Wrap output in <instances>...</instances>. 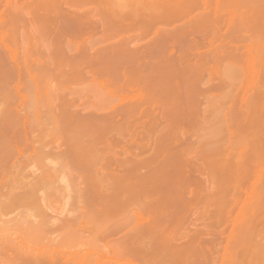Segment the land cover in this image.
<instances>
[{"label":"rangeland","instance_id":"374dc122","mask_svg":"<svg viewBox=\"0 0 264 264\" xmlns=\"http://www.w3.org/2000/svg\"><path fill=\"white\" fill-rule=\"evenodd\" d=\"M63 262L264 264V0H0V264Z\"/></svg>","mask_w":264,"mask_h":264},{"label":"bare ground","instance_id":"6f19581e","mask_svg":"<svg viewBox=\"0 0 264 264\" xmlns=\"http://www.w3.org/2000/svg\"><path fill=\"white\" fill-rule=\"evenodd\" d=\"M25 258H26V261L29 260V258H28L27 256H26ZM59 259H60V258H59ZM63 263H64V262H63ZM64 264H65V263H64Z\"/></svg>","mask_w":264,"mask_h":264}]
</instances>
